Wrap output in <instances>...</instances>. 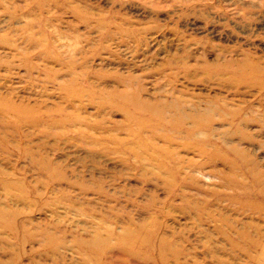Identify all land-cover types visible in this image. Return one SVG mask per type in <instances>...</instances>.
Instances as JSON below:
<instances>
[{
    "label": "rangeland",
    "instance_id": "obj_1",
    "mask_svg": "<svg viewBox=\"0 0 264 264\" xmlns=\"http://www.w3.org/2000/svg\"><path fill=\"white\" fill-rule=\"evenodd\" d=\"M0 264H264V0H0Z\"/></svg>",
    "mask_w": 264,
    "mask_h": 264
}]
</instances>
